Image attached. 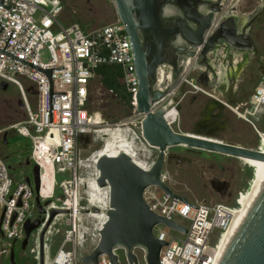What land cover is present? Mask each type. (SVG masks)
<instances>
[{"label": "built area", "instance_id": "built-area-1", "mask_svg": "<svg viewBox=\"0 0 264 264\" xmlns=\"http://www.w3.org/2000/svg\"><path fill=\"white\" fill-rule=\"evenodd\" d=\"M64 11L62 0L0 2V83L16 85L22 94L26 119L14 124L13 128L20 136L31 139L30 158L39 167L40 180L38 191L33 182L26 181L27 177L15 183L7 161L0 156V233L6 239H0V257L9 256L14 244L24 240L27 220L43 217L44 221L31 232L25 248L35 264H41L38 262L40 234L52 209L61 212L54 216L51 224L65 215V226L56 228L53 233L51 224L48 226L44 234L43 264H79L81 250L87 245H90L87 253L94 249L99 231L107 220L105 213V217H91L93 207H90L88 197L93 181L99 178V170L97 162L84 158L78 149L79 138L99 125L95 114L88 109L91 82L97 76L99 66H120L119 81L131 95L134 107L133 115L110 129H124L129 134L136 132L141 143L149 146L142 134L144 115L136 111L139 80L126 24L117 17L111 23L90 30L78 23L63 25ZM23 80L34 87L33 104L26 96ZM163 102L162 106L168 107L171 101ZM250 103L255 108L264 106V78L252 94ZM154 161L145 162L148 167L144 169L149 170ZM59 174L69 177L58 182ZM106 187L109 207L110 189ZM58 188L62 192L60 204L53 200ZM143 199L155 214L187 228L184 233L162 223L154 226V235L166 242L160 252V264H215L214 250L220 235L230 224L231 206L208 205L190 199L183 202L157 185L146 187ZM39 204L45 210L40 216ZM160 225L183 236L169 234L161 227L156 232ZM93 230L98 234H93ZM56 235H61L60 242L53 255L46 257V241ZM31 239L34 240L32 245ZM99 264H111L109 257L101 255Z\"/></svg>", "mask_w": 264, "mask_h": 264}, {"label": "water", "instance_id": "water-1", "mask_svg": "<svg viewBox=\"0 0 264 264\" xmlns=\"http://www.w3.org/2000/svg\"><path fill=\"white\" fill-rule=\"evenodd\" d=\"M2 1L0 0V2ZM113 1L117 17L126 24V30L132 42L139 80L136 111L144 115L142 134L146 142L158 150V155L149 170L136 164L126 152H120L113 157L104 154L99 157L96 165L99 170L97 182L101 187L108 186L110 189L109 207L104 210L107 220L99 231V240L96 246L89 253L82 254L80 261L83 264H99V257L105 254L109 257L111 264H122L119 251L123 250L128 264H140V258L136 251L141 249L145 264H160V252L166 242L154 235V226L162 223L184 233L187 232V228L151 211L143 199V192L146 187L157 185L171 197L189 202L186 196L174 191L166 182L164 165L167 150L173 146H184L263 162L264 153L257 149L222 140L175 131L166 119L167 107H158L166 100L178 102L185 93L183 87H176L172 79L167 86H158L157 84V68L161 63V51L166 36H176L180 40L183 37L192 46H201L204 37L211 28L217 10L211 9L206 13L202 6L198 7L199 0ZM167 3L178 6L176 12L183 15V11L186 17L199 27L192 29L187 22L178 19L177 27L165 29V31L161 12L167 13L168 8L165 6ZM188 8H191V14H189ZM169 12L170 10L168 14ZM140 31L144 32L146 38L150 40L149 43L146 41L144 43L141 40ZM159 31L163 33H159ZM164 33L166 36L158 44L159 38ZM208 40L211 41V45L212 37H209ZM46 72L50 76L51 71ZM0 87L6 89L8 84L3 82ZM232 94L233 90H231L230 96L226 97V102L229 104L234 103ZM33 175V181L31 177H27L26 181L33 182L36 191H38L40 180L39 167L36 164L33 166ZM36 201L40 202L38 197ZM93 211L98 212L100 209L94 207ZM38 212L39 216L45 212L43 205L39 204ZM60 212L58 209H52L50 217L41 231V264H43L44 258V234L54 216ZM43 221V217L26 221V237L22 241L23 250L27 246L31 232L37 229ZM9 264H16L14 248L11 249L9 255ZM219 264H264V181L256 191L241 227Z\"/></svg>", "mask_w": 264, "mask_h": 264}, {"label": "rangeland", "instance_id": "rangeland-1", "mask_svg": "<svg viewBox=\"0 0 264 264\" xmlns=\"http://www.w3.org/2000/svg\"><path fill=\"white\" fill-rule=\"evenodd\" d=\"M62 1L65 4V11L61 17L63 25L78 23L82 28L90 30L117 19L113 0ZM254 40L257 54L261 59H264V15L254 30ZM261 81L262 77L259 76L255 81L248 82L246 84L247 95L242 99L239 98L237 104L241 103V101L244 103L249 101L250 96L261 84ZM22 82L27 98L32 104L35 103L34 87L27 80ZM126 96L129 104L124 103L104 88L98 76L92 80L88 109L95 114V121L100 127H113L133 115L132 97L129 93ZM163 104L164 102L160 103L158 107ZM218 105L217 101L204 93H190L182 104L177 107L179 117L171 125L178 132L191 133L256 149L259 145V132L264 131V106L259 108H253L251 104L243 106L240 108L241 116L233 112L229 106ZM246 108H248L250 114H244ZM243 115L246 116L243 117ZM25 119L26 109L19 88L13 84H8L6 89L0 87V156L7 161L10 175L15 183L22 182L28 176L33 181L34 177V164H25L26 158L31 153L32 141L27 137L20 136L17 130L13 128L14 124L21 123ZM100 127H95L90 133L79 138L78 149L84 158L91 159V156L103 146L104 137L97 132ZM134 129L136 130V128ZM145 155L142 159L150 163L157 158L158 150L148 146ZM164 170L166 182L173 190L192 201H200L208 205L225 204L235 207L243 198L253 179V169L239 158L184 146H173L167 150ZM68 177V174H59L57 175V180L61 182ZM61 196L62 192L58 188L53 200L60 204ZM64 219L65 215H61L58 220H55L52 223L54 225L51 224L50 226V231L53 233L56 228L63 229L65 226L63 223ZM91 222L93 223V221ZM184 223L186 225L189 224L186 221ZM159 227L164 228L169 234L183 236L161 225L156 227V232ZM60 238L61 235H56L52 236L50 241H46V257L48 254L49 256L53 255ZM0 239L6 240L1 233ZM9 242L12 244L13 241ZM33 242L34 240L31 239L30 245ZM13 248L18 264L36 263L33 257L29 255L27 249H22V241L16 242ZM89 249L90 245H87L81 252L83 254L87 253L86 250ZM136 252L140 258V264H145L143 252L140 250ZM0 264H9V256L7 254L0 257ZM79 264L83 263L79 262Z\"/></svg>", "mask_w": 264, "mask_h": 264}, {"label": "flooded vegetation", "instance_id": "flooded-vegetation-1", "mask_svg": "<svg viewBox=\"0 0 264 264\" xmlns=\"http://www.w3.org/2000/svg\"><path fill=\"white\" fill-rule=\"evenodd\" d=\"M199 1L198 7L202 6L206 13L211 9L217 10L204 42L201 46H192L183 37L180 40L176 36L161 34V38L157 40L158 44L165 36L166 40L161 51V63L157 68V84L167 86L172 79L176 87H183L184 95L178 102L172 104L176 108L182 104L188 94L201 92L217 101L218 106H229L233 112L236 113L235 110L240 112V108L251 104L252 95L249 101L245 103L241 101L237 104L239 98L242 99L247 95L246 84L255 81L259 76L262 77V81L264 78V59L257 54L254 40V30L264 15V0ZM165 6L170 12L169 14L168 11L166 14L161 12L164 30L177 27L178 19L187 22L192 29L199 27L190 21L183 11V15L178 14L176 12L178 6L172 3H167ZM188 12L192 13L191 8H188ZM159 33L163 32L159 31ZM139 35L144 43L150 42L143 31H140ZM209 37L213 39L211 45ZM185 79L191 81L197 88ZM231 90H233L234 103L229 104L226 102V97L230 96ZM252 107L255 108L253 105ZM244 111L250 114L248 108ZM31 163L33 164L29 155L25 164ZM138 250L142 252L141 249ZM119 253L122 264H128L124 251L120 250Z\"/></svg>", "mask_w": 264, "mask_h": 264}, {"label": "bare ground", "instance_id": "bare-ground-1", "mask_svg": "<svg viewBox=\"0 0 264 264\" xmlns=\"http://www.w3.org/2000/svg\"><path fill=\"white\" fill-rule=\"evenodd\" d=\"M171 105L168 104L166 108V119L167 121L172 124L178 120L179 112L176 107L170 102ZM97 123V122H96ZM98 124V123H97ZM100 127V125H98ZM103 127V128H102ZM100 127V130L97 132L100 136L104 137L103 146L95 152L92 156L90 161L97 162L101 155H109V156H116L120 152H126L128 155L132 157L134 162L141 166L142 168L148 167L144 163L146 162L142 159L147 151L146 144L137 138L136 132H125L124 129H110L106 128V126ZM98 129V128H97ZM128 133V134H127ZM259 145L256 148L259 151L264 153V131L259 132ZM195 135V134H193ZM204 137V136H202ZM208 138V137H207ZM213 139V138H212ZM216 140V139H213ZM143 144V145H140ZM143 146V147H142ZM150 146V145H149ZM152 147V146H151ZM146 158V157H145ZM243 163L247 164L250 168L253 169V179L249 184L243 198L239 202L238 205L231 208V221L227 229H225L219 237L217 241V247L214 250L215 256V264H219L221 259L223 258L225 252L227 251L232 239L236 235L238 229L241 227L244 218L247 214L251 201L264 181V162L260 160H254L250 158H239ZM107 187H101L97 181H93L92 190L88 197L89 205L93 208L95 206H99L103 208L100 211H90L91 217L96 219V217H105L104 210L108 208V191ZM107 194V195H106ZM237 201H239L237 199ZM92 208V209H93ZM89 209V208H86ZM54 225V224H52ZM52 230V229H51ZM93 234L97 235L98 231L93 230Z\"/></svg>", "mask_w": 264, "mask_h": 264}, {"label": "trees", "instance_id": "trees-1", "mask_svg": "<svg viewBox=\"0 0 264 264\" xmlns=\"http://www.w3.org/2000/svg\"><path fill=\"white\" fill-rule=\"evenodd\" d=\"M96 75L99 77L100 82L108 91L112 90L113 94L122 100L124 103H128L126 96L127 91L120 83L119 78L121 76V68L118 65H101L96 69Z\"/></svg>", "mask_w": 264, "mask_h": 264}]
</instances>
